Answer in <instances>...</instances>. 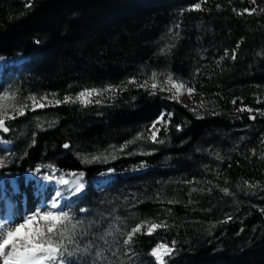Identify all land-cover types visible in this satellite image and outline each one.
<instances>
[{
    "label": "trees",
    "instance_id": "16d2710c",
    "mask_svg": "<svg viewBox=\"0 0 264 264\" xmlns=\"http://www.w3.org/2000/svg\"><path fill=\"white\" fill-rule=\"evenodd\" d=\"M197 2L34 0L29 9L26 0H0V57L26 58L19 67L5 68L0 81V90L19 94L17 101L25 102L29 94L62 98L168 72L195 86V107L201 98L206 103L194 113L159 91L149 95L129 85L101 105L47 107L10 121L16 133L4 138L13 147L3 172L17 175L52 165L64 173H84L86 188L70 214L81 221L75 245H91L83 252L89 264H139L136 259L154 264L149 249L172 240L176 252L169 264H264L259 210L264 208V117L253 121L248 112L236 111L240 100L264 108L256 103L264 101V55H258L264 53V13L259 12L264 0L255 5L207 0L205 10H188ZM233 7H256L257 13L237 16ZM169 44L175 45L171 52L161 54ZM226 49H236L237 59L220 60ZM234 98H239L235 105ZM162 112L172 113L171 120L159 132L164 142L153 143L144 128ZM35 118L43 123L36 127ZM138 134L143 139H136ZM93 156L107 159L92 161ZM108 169L115 175L95 186L93 179ZM244 180L260 187L247 189ZM192 187L198 191L190 192ZM223 187L233 195H224ZM228 215L233 219L220 223ZM146 218L165 220L169 227L139 235L128 251L122 243L126 233Z\"/></svg>",
    "mask_w": 264,
    "mask_h": 264
},
{
    "label": "snow or ice",
    "instance_id": "6c2138e0",
    "mask_svg": "<svg viewBox=\"0 0 264 264\" xmlns=\"http://www.w3.org/2000/svg\"><path fill=\"white\" fill-rule=\"evenodd\" d=\"M207 0H198L197 3L190 6L188 10L193 11H203L202 4L206 3ZM231 2V0H230ZM257 0H250L252 5H255ZM34 6V0H26V7L31 8ZM217 10L221 9V5H216ZM233 12L237 16L253 15L257 13L256 7H246L243 10H238L233 7ZM260 13H264V8L259 9ZM176 29L180 28V24L175 25ZM169 33L172 35H179V32H174L172 28L169 29ZM39 43V41H36ZM174 44L166 45L164 48L160 49L161 54L170 53ZM237 49L240 47L237 44ZM258 55H264V53H258ZM225 58H231L232 60L237 59L236 49L225 50L224 56L220 58L223 60ZM2 59V58H0ZM219 64V61L217 62ZM197 73L200 69L196 70ZM163 75L162 73L152 72L148 79H145L142 83L137 77H131L127 81H122L120 85H107L102 89L98 88H85L76 93L75 95L66 94L62 98H59L57 94H29L25 98V102L18 103V93L4 91L0 93V134H8L11 130L8 121H14L18 117L26 115L27 111L35 112L38 109H44L47 107H57L60 105L68 104H79L81 107H88L89 105L96 104L101 105L103 103V97L107 93L117 94L120 91H126L129 85H135L138 89H144L149 95H157V89L159 92H168L170 95L167 97L171 100H176L179 102L178 97L182 92H187L189 97H193L197 94L194 85L188 86L187 82L183 81L181 78H176L173 73H168L166 78L161 81L159 77ZM151 81V83H149ZM202 97V94H200ZM111 98V97H109ZM237 99L234 98L231 102L233 105L237 104ZM30 102V104L28 103ZM257 104L264 103L259 98L256 101ZM241 106L236 109L239 113L248 112L249 120H256L258 116L264 117V108L253 109L243 103L240 100ZM206 103L201 98L198 106L190 111L194 113L198 112L200 109H204ZM211 114L216 115L218 113L212 112ZM172 113H164L153 121L151 125V136L148 137L153 143H163V140L158 139L160 128L157 127L158 124H167L171 120ZM167 117V120L165 119ZM197 118H202L197 116ZM51 126V125H50ZM177 131L181 128L179 125L176 126ZM167 130V129H165ZM136 139H143L142 135L137 136ZM10 143L11 141H4ZM35 141L33 140V143ZM131 141L126 142L125 145L121 146L120 150L123 151L127 147V144ZM261 144H264V139L261 140ZM63 148L69 149L70 144L65 143ZM255 154L256 150H250ZM113 159L116 157L113 156ZM219 159V154H217ZM261 159H264V154L261 155ZM98 159L106 160L107 157H91L92 161ZM7 167V163L4 158H0V176L9 175L2 170ZM51 169V172H43L40 167L32 170L25 178V187H28L31 182L34 188L33 196L40 197L41 203L45 206L43 208L37 207L33 212L22 214V218L17 222L14 218L12 212L13 204L7 196V190L4 188L2 182H0V264H70V258L77 256L79 253L88 251L91 245H88L84 249L77 247H69L72 244H78L75 240L76 229L78 225H81V221L74 218V215L70 214V210H64L65 205L63 201L67 196H79L82 195L86 185L84 182V173H71L73 179H66L64 175H57V170L52 166H47ZM113 172L112 169H108L106 173L99 174L100 176L110 175ZM43 181V183H40ZM55 183L58 187L51 190L50 196L47 200H44L45 189L49 183ZM186 183H193L192 181H187ZM210 183V182H209ZM227 183V181H225ZM244 187L247 189L259 188L258 183H253L248 180H244ZM65 187H67V193L65 192ZM219 187V186H217ZM198 189L192 187L190 192H197ZM199 191H202L199 190ZM211 191V189H209ZM220 191L224 195H233L229 188H220ZM12 195L20 196L21 201L27 199V193L21 192L19 185L16 182L12 183ZM190 203L192 201H189ZM168 204H174L176 201L169 200ZM261 214H264V208L259 209ZM81 213L86 212V209L81 207L79 209ZM170 213L171 209H167ZM233 219L231 215H228L220 223H228ZM169 225L165 220H160L156 222L152 218H146L139 223H136L127 233L126 238L122 241L123 245L127 246L128 251H133L136 238L139 235H154L158 229H167ZM241 232L243 229L240 230ZM239 234V233H237ZM176 252V241L172 240L170 243L167 241H159L153 247H151L147 253L149 257L152 258L154 264H169L170 259ZM100 255L99 252L96 254ZM115 255V253H113Z\"/></svg>",
    "mask_w": 264,
    "mask_h": 264
},
{
    "label": "rangeland",
    "instance_id": "374dc122",
    "mask_svg": "<svg viewBox=\"0 0 264 264\" xmlns=\"http://www.w3.org/2000/svg\"><path fill=\"white\" fill-rule=\"evenodd\" d=\"M0 58H2V59H0V81H1V78H2V73L6 70L5 68H7V67H9V68L10 67H19L26 60L25 57H21V56H18V57H15V58H11V59H7V58H4V57H0ZM158 73H162L163 74V75H161L159 77V79L161 81H163L166 78L167 74H168V72H158ZM150 76L151 75H149L147 77H144L141 80V83L145 79H148ZM149 83H151V81H149ZM4 91H7V90L6 89L5 90L1 89L0 93H2ZM157 91H159V90L157 89ZM160 93H161L162 97H164V98H167L170 95V93H168V92H160ZM111 94L112 93H107L103 98L106 99ZM178 99H179V103L181 105L189 107V109L195 108V105L192 102V99L187 94V92H182V94L178 97ZM17 102L18 103H22L21 100H18ZM38 110H42V109H38ZM165 119L167 120V117H165ZM7 123L9 124L10 121H8ZM41 123H43L42 119H39V118H35L34 119V125H36V127L40 126ZM151 125H152V123L146 125L145 128H144V131H145V134L147 135V137L151 136V130H150L151 129ZM168 125H169V123H167L166 125L161 123V124H158L157 127H159L160 130H162V129L167 128ZM15 133H16V131H14L11 128V130H10V132L8 134H0V148L3 150L2 152H0V158L6 159L8 157L7 156L8 153H10V151L12 150V147H13V143L4 142V141H6V140H4V138H7V139L11 138V136L13 134H15ZM38 167H40L43 172H51V169H49L47 166H38ZM145 167H146V165L140 166L139 168H135L134 170H132V171H130L128 173H133L135 171H140L141 169H143ZM56 170H57V175H64L65 178L69 179V180L73 179L71 173H66V172L64 173V172H61L58 169H56ZM30 172L31 171L24 173L25 175L24 174L12 175V174L8 173L9 175L0 176V182L3 183L4 188H7V187L9 188V189H6L7 190L6 194H7V196L9 197L10 201L13 204L14 210H13V208H12V210H13L14 218H15V220L17 222H19V220L22 218V214L31 213L37 207L43 208L45 206L43 203H41V198L40 197H34L33 194H32L33 191H34V188L32 187V184H34L36 182L33 181V182H31V184L28 187H25L24 180H20L19 179L21 177L23 178L24 176H27ZM103 173H106V171L103 172ZM77 174H79V173H77ZM114 175H115L114 172H112L110 175H104V176L98 175V176H96L93 179L94 185L98 187L101 184L105 183L106 181H109ZM9 180H11V182ZM12 182H16L19 185L21 192H26L27 193V198L28 199H26V200H28L29 202H25V204L22 205L23 203H21L20 196H13L12 195ZM84 182H85V185H87V180L85 178V175H84ZM40 183H43V181H40ZM47 187H49V188H47L45 190L46 193H45V196L43 198L44 200H47L49 198L51 190L53 188H55V187H58V185L53 182V183H49L47 185ZM64 190L67 193V187H65ZM79 196H67V198L63 201V204L65 205L64 210H66V211L70 210V212H71V210L73 209L74 199H76ZM69 247L71 248V247H77V246L75 244H72V245H69ZM89 259L90 258H89L88 255H84L83 252H81L77 256L70 258V264H89ZM136 261L139 264L143 263L142 261L137 260V259H136Z\"/></svg>",
    "mask_w": 264,
    "mask_h": 264
},
{
    "label": "bare ground",
    "instance_id": "6f19581e",
    "mask_svg": "<svg viewBox=\"0 0 264 264\" xmlns=\"http://www.w3.org/2000/svg\"><path fill=\"white\" fill-rule=\"evenodd\" d=\"M24 175H25V174H24ZM7 177H8V176H7ZM24 177L26 178L27 176H24ZM24 177H23V178L21 177V178H19V179L25 181V178H24ZM9 181L11 182V180H9ZM12 183H13V182H12ZM10 184H11V183H10ZM47 188H49V187H46V189H47ZM5 189H9V188L7 187V188H5ZM46 189H45V190H46ZM45 193H46V192H45ZM27 199H28V198H27ZM25 202H29V201H28V200H25V201H23V202L21 201V203H23L22 205H24ZM13 210H14V208H13ZM13 210H12V212H13Z\"/></svg>",
    "mask_w": 264,
    "mask_h": 264
}]
</instances>
